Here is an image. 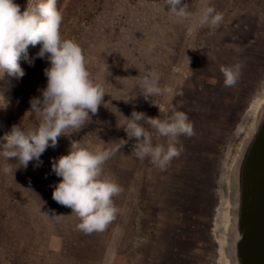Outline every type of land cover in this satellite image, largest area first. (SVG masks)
Wrapping results in <instances>:
<instances>
[{"label":"rangeland","instance_id":"1","mask_svg":"<svg viewBox=\"0 0 264 264\" xmlns=\"http://www.w3.org/2000/svg\"><path fill=\"white\" fill-rule=\"evenodd\" d=\"M14 2L26 8L27 0ZM185 3L192 13L188 18L170 15L165 0H59L63 35L83 48L94 80L105 87V105L82 129L69 130L73 133L60 137L56 148L49 147L39 167L32 161L5 175L3 166L15 168L16 161L0 156L1 199L12 195L22 202L15 209L19 220L10 219L14 229L3 241L9 247L7 264H230L232 171L257 121L259 111L252 117L249 110L264 101V0ZM209 6L224 17L215 30L199 25ZM236 65L238 82L226 87L221 68ZM37 66L24 84L26 101L13 94L7 73L0 79V139L14 125L36 129L41 118L30 113V100L46 88L49 63L38 59ZM151 70L159 74L161 87L171 86L175 93L146 101L140 78ZM173 108L187 114L195 132L180 137V155L161 171L150 159L135 157L136 140H129L104 165L105 175L123 188L115 198L120 214L103 232L79 231L72 209L52 198L61 180L52 172L53 161L69 153L71 140L91 151L128 140L125 118L133 111L165 119ZM140 123L154 145H166L146 121ZM240 126L245 135H237ZM220 207L225 232L216 225Z\"/></svg>","mask_w":264,"mask_h":264},{"label":"clouds","instance_id":"2","mask_svg":"<svg viewBox=\"0 0 264 264\" xmlns=\"http://www.w3.org/2000/svg\"><path fill=\"white\" fill-rule=\"evenodd\" d=\"M165 6L170 9L168 13L177 18L192 15L185 0H165ZM223 20V14L209 6L202 9L199 25L215 30ZM63 22V8H58V0H27L23 11L14 0H0V79L5 73L23 78L26 73L19 63L22 57L30 66H34L36 59L49 63L44 69L46 88L38 90L40 95L30 100V113L41 118L36 129L26 132L21 126L14 125L0 139V156L6 161L15 160L17 165L14 168L11 163H6L2 168L5 175L15 174L21 167L27 169L32 161L39 167L42 164L40 158L49 147L56 148L60 137L78 132L105 105L104 85L94 80L80 44L64 37ZM191 34L189 28L188 35ZM30 45L40 46L31 58L28 56ZM221 72L226 87L235 86L241 74L239 65L222 67ZM159 81V74L153 70L140 78L146 101L153 96L175 93L171 86L161 87ZM176 94L182 95V92ZM150 102L164 111L163 105ZM125 121L128 140H121L113 148L96 151L71 140L69 153L52 163V172L61 178L53 186L52 198L61 206L72 209L80 220L77 229L85 234L105 231L121 212L115 198L123 188L105 175L104 165L122 146L135 138L133 155L142 161L150 159L154 166L164 171L182 151L178 147L180 137L195 135L187 114L175 108L165 119L146 118L145 113L133 111L131 119L125 118ZM141 121H146L160 137L166 138V145H154L152 133ZM69 130L74 131L70 133Z\"/></svg>","mask_w":264,"mask_h":264},{"label":"water","instance_id":"3","mask_svg":"<svg viewBox=\"0 0 264 264\" xmlns=\"http://www.w3.org/2000/svg\"><path fill=\"white\" fill-rule=\"evenodd\" d=\"M230 264H264V105L231 179Z\"/></svg>","mask_w":264,"mask_h":264},{"label":"crops","instance_id":"4","mask_svg":"<svg viewBox=\"0 0 264 264\" xmlns=\"http://www.w3.org/2000/svg\"><path fill=\"white\" fill-rule=\"evenodd\" d=\"M19 202H21V200L17 196L10 195L5 201H3L0 195V226H4V232L3 230L0 231V264L8 263L7 255L5 253L9 251V247L3 241L5 237H7L8 232L11 231V229H14V227H12V224L14 225V223H11V220H19L20 211L15 210L19 209V206H16Z\"/></svg>","mask_w":264,"mask_h":264},{"label":"trees","instance_id":"5","mask_svg":"<svg viewBox=\"0 0 264 264\" xmlns=\"http://www.w3.org/2000/svg\"><path fill=\"white\" fill-rule=\"evenodd\" d=\"M58 2H59V0H58ZM39 47H40L39 45H37L35 47L30 46V48L28 49L29 58L34 57L36 55V53L39 51ZM39 60H41V59H39ZM37 61H38V59L35 60L34 66H30L29 63L27 62V60H25V59H22L19 61L21 68L26 73L25 76L21 79H17L16 77H12V76L8 75V80L15 84L13 94L15 96H17L19 99H22V101H26V96H24L22 94V91L25 87L24 86L25 82L28 83L29 77L32 75V73L35 74L38 71Z\"/></svg>","mask_w":264,"mask_h":264},{"label":"bare ground","instance_id":"6","mask_svg":"<svg viewBox=\"0 0 264 264\" xmlns=\"http://www.w3.org/2000/svg\"><path fill=\"white\" fill-rule=\"evenodd\" d=\"M264 104V101H261L260 102V100H258V101H256L255 102V104L253 105V107L249 110V116H252V117H254L255 116V114L260 110V108H261V106ZM244 131V129H243V126H240L239 127V129H238V134L237 135H241V134H244L245 135V133L243 132ZM252 132V130H250V133ZM227 164V163H226ZM224 179V178H223ZM223 183V182H222ZM223 191V190H222ZM224 194V193H223ZM221 202V201H220ZM227 197L225 196L224 198H223V201L221 202V207L223 206L224 207V209L226 208H228V206L226 207V205H227ZM221 207L219 208V212H218V214H219V216H218V221H217V223H216V225H217V227H218V229L220 228V231H224L225 230V223H221L220 221H219V219L222 217V214H224L223 213V211H222V209H221ZM225 209V210H226ZM216 219V218H215ZM215 226V225H214ZM225 232V231H224ZM221 247L223 248V249H225L224 247H225V245L223 244L224 243V241L222 240L221 241ZM224 245V246H223ZM226 255H227V258H228V251H227V248H226ZM229 259V258H228Z\"/></svg>","mask_w":264,"mask_h":264}]
</instances>
